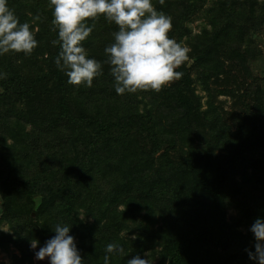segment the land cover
Returning <instances> with one entry per match:
<instances>
[{
    "label": "trees",
    "instance_id": "trees-1",
    "mask_svg": "<svg viewBox=\"0 0 264 264\" xmlns=\"http://www.w3.org/2000/svg\"><path fill=\"white\" fill-rule=\"evenodd\" d=\"M209 1L152 0L190 60L160 91L118 95L104 52L117 25L87 20L93 30L82 44L102 72L92 87L71 85L55 64L49 0H7L21 23L39 27L30 54L0 55V143L15 146L0 156V246L19 250L7 264H35L31 240L43 246L58 222L72 225L82 264H103L108 242L126 253L111 264L147 248L158 252L154 264H255L248 251L250 226L264 218V87L243 91L225 59L244 66L253 44L246 26L264 27V0ZM202 11L207 24L194 32L189 23ZM225 72L232 87L218 82ZM197 82L209 93L206 109ZM222 93L245 104L237 127L217 105Z\"/></svg>",
    "mask_w": 264,
    "mask_h": 264
},
{
    "label": "clouds",
    "instance_id": "clouds-1",
    "mask_svg": "<svg viewBox=\"0 0 264 264\" xmlns=\"http://www.w3.org/2000/svg\"><path fill=\"white\" fill-rule=\"evenodd\" d=\"M49 6L60 42L55 64L67 76L68 84L92 87L93 79L102 72L101 62L90 57L82 44L93 30L87 20L99 15L118 26L113 42L104 49L118 95L146 89L160 91L182 77L183 73L176 69L190 60V48L169 36L172 18L156 10L152 0H49ZM34 32L29 22L19 21L7 0H0V55L10 51L30 54L38 43ZM71 227L56 223L52 228L55 235L35 251V258H47L49 264H82ZM250 231L256 242L255 251H248L249 258L255 264H264V218L257 217ZM135 238L133 234L131 239ZM38 244L37 239L31 240L33 249ZM125 254L122 244L108 242L103 264H111L112 257ZM127 264H151V261L137 254L127 259Z\"/></svg>",
    "mask_w": 264,
    "mask_h": 264
},
{
    "label": "rangeland",
    "instance_id": "rangeland-1",
    "mask_svg": "<svg viewBox=\"0 0 264 264\" xmlns=\"http://www.w3.org/2000/svg\"><path fill=\"white\" fill-rule=\"evenodd\" d=\"M262 1V0H259ZM210 5L212 4V0L209 1ZM30 26L35 29V31H38L39 27L35 22L29 21ZM205 21V15L204 12H199L189 23V25L192 27L194 32H199L200 28L202 25H206ZM210 27V26H208ZM251 33L249 34L253 38V44L250 45L249 47V53L247 55V60L244 63V66L240 64V61L237 58L234 59H225L226 64L228 65L227 71L228 73L232 74V77L236 75L235 77L240 79V84L242 86V90L244 91L245 89L252 91L254 90L258 84L264 87V27L263 26H254V25H247L246 26ZM253 28V29H250ZM35 33V32H34ZM187 46V45H186ZM241 50V49H240ZM244 50V49H242ZM241 50V51H242ZM20 61V60H19ZM22 64V61H20L19 65ZM189 66L191 64H188ZM194 76H196V73H192ZM222 78L221 80H218L219 84L224 86V84H229L231 85L234 80H229L227 78V73H223L220 75ZM170 83V82H169ZM233 85H231L232 87ZM3 92V88L0 85V93ZM196 92L199 94V97H201V102H202V109L207 108V100L209 98V93H207L206 90L202 88L201 83L197 82L196 83ZM236 99H233L230 95L227 94H220L218 98L216 99V102L218 103L217 105L220 106L221 112L224 115V118L231 124L235 125L234 127H237L238 122L237 119L239 116L237 115L238 112H241L240 114L242 115V112L245 110L244 107V102L240 103L243 104L241 106L240 104L236 105L235 101ZM238 101V100H237ZM239 102V101H238ZM19 109L24 113L26 107L24 102L20 101L18 103ZM9 142L12 141V138L7 139ZM12 147H7L6 142L0 143V156H3L4 154L1 152H5L7 150H10L14 148V142L11 145ZM7 147L6 150H4ZM230 213L235 212L233 208H230L229 210ZM2 229L6 232H12L9 226L7 224L1 225ZM41 246H37L38 248ZM154 249L152 248H147L143 254V257L146 259H149L151 261V264L156 263L158 260L153 259V255H158L157 251H153ZM14 254H18L19 250L15 248L12 244L9 246L8 249L3 248L0 246V263L1 264H7L11 262V256ZM148 255H145V254ZM34 262L35 264H49V261L47 258L44 260H37L34 256Z\"/></svg>",
    "mask_w": 264,
    "mask_h": 264
}]
</instances>
